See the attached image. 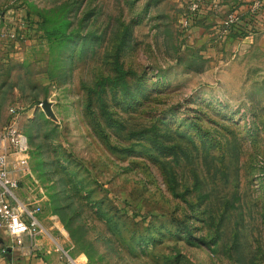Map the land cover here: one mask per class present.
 Returning a JSON list of instances; mask_svg holds the SVG:
<instances>
[{"label":"rangeland","instance_id":"374dc122","mask_svg":"<svg viewBox=\"0 0 264 264\" xmlns=\"http://www.w3.org/2000/svg\"><path fill=\"white\" fill-rule=\"evenodd\" d=\"M263 8L0 0V132L14 110L20 185L72 258L264 264Z\"/></svg>","mask_w":264,"mask_h":264},{"label":"built area","instance_id":"2783aa9c","mask_svg":"<svg viewBox=\"0 0 264 264\" xmlns=\"http://www.w3.org/2000/svg\"><path fill=\"white\" fill-rule=\"evenodd\" d=\"M258 8L259 2L256 1L253 10ZM197 9L198 6L194 4L190 11L194 12ZM232 22L231 17L229 23ZM14 38V30L6 27L0 18V45L3 39ZM10 112L15 116L14 110ZM14 116L10 125L0 132V231L10 237L15 246H26L29 252H40L43 251V245L39 243V239L49 238L41 221L43 215L41 201L38 198L22 200L16 193L23 179L30 183L35 181L27 161V138L18 131ZM52 245L60 264H83V255L72 258L68 250L56 241ZM0 254L5 255L6 249H2Z\"/></svg>","mask_w":264,"mask_h":264},{"label":"crops","instance_id":"0c3cea01","mask_svg":"<svg viewBox=\"0 0 264 264\" xmlns=\"http://www.w3.org/2000/svg\"><path fill=\"white\" fill-rule=\"evenodd\" d=\"M225 9H228L225 7ZM240 11H243L241 9ZM22 186L25 183H21ZM17 195L22 200H34L35 197L38 196H28V192L21 187H19L17 191ZM41 202L42 199H39ZM52 219V218H50ZM42 225L47 231L48 237H43L39 239V243L43 245L42 250L40 252H29L26 246L17 247L14 245V242L10 237H8L5 233L0 231V251L2 249H6V254H0V264H60L57 258V254L52 250L53 242L59 243L57 239L58 233L62 235V232H59V227H56L51 222L47 221L44 214L41 217ZM54 230H57V235L54 233ZM61 231V230H60Z\"/></svg>","mask_w":264,"mask_h":264},{"label":"water","instance_id":"95a60500","mask_svg":"<svg viewBox=\"0 0 264 264\" xmlns=\"http://www.w3.org/2000/svg\"><path fill=\"white\" fill-rule=\"evenodd\" d=\"M40 107L42 108L43 112L45 113L46 116L55 119V116L51 110V105L47 102V100H44Z\"/></svg>","mask_w":264,"mask_h":264},{"label":"trees","instance_id":"16d2710c","mask_svg":"<svg viewBox=\"0 0 264 264\" xmlns=\"http://www.w3.org/2000/svg\"><path fill=\"white\" fill-rule=\"evenodd\" d=\"M263 9H264V8H263ZM263 12H264V10H263ZM41 24H42V23H41ZM249 24H250V23H249ZM23 33H26V31H23ZM237 35H238V34H234L233 36H231V38L236 39V38H237ZM125 75H126V73H125L124 71H122V70H120V69L117 70V78H118V80H119V79H123ZM204 244H205V243H204Z\"/></svg>","mask_w":264,"mask_h":264}]
</instances>
